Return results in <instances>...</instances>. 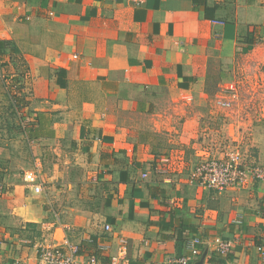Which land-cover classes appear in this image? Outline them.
Listing matches in <instances>:
<instances>
[{
    "label": "crops",
    "instance_id": "obj_1",
    "mask_svg": "<svg viewBox=\"0 0 264 264\" xmlns=\"http://www.w3.org/2000/svg\"><path fill=\"white\" fill-rule=\"evenodd\" d=\"M0 39L17 48L34 109L58 113L56 149L76 143L103 201L58 210L45 179L38 194L11 185L0 195V264H39L44 242L79 244L85 264L93 253L97 264H168L194 237L208 249L204 264H264V184L188 181L198 139L214 130L205 110L221 108L214 65L234 72L226 87L239 69L264 73V0H0ZM17 219L36 233H18ZM222 236L235 241L223 257L213 245Z\"/></svg>",
    "mask_w": 264,
    "mask_h": 264
},
{
    "label": "rangeland",
    "instance_id": "obj_2",
    "mask_svg": "<svg viewBox=\"0 0 264 264\" xmlns=\"http://www.w3.org/2000/svg\"><path fill=\"white\" fill-rule=\"evenodd\" d=\"M239 57L240 64L247 61L246 56ZM1 59L3 60L2 57ZM214 68L209 73V82L214 83L210 88L215 90L214 94L221 97L219 99L232 100V106L213 108V113H210L209 109L205 110L209 125L214 130L208 138L207 135L202 136L206 138V142L205 139H198L201 143L197 145L202 144V151L190 159L192 166L204 158L222 157L221 154L226 155L232 151H239L248 163L264 166V73L254 76L258 71L247 72L239 69L236 71V80H231L235 88L231 90L230 85L226 87L224 84L230 83V77L234 76V72L222 63L215 64ZM15 90L10 79L0 77V181L2 184L0 195L4 194L11 185L25 182V171L38 166L40 179L47 181L45 187H47L46 194L49 195L48 200H51L48 202L50 206L58 210L68 206L83 210V208H93L99 203L100 208L103 205L101 196L99 197L101 187L97 185L93 188L85 165L86 155H82L79 147L73 149L71 145H65V148L59 151L56 149V138L41 145L33 141L28 143L23 133H19L17 123L20 122L23 126L26 122V119L22 121L19 116L26 115L27 108L19 109L16 118L12 116L9 103L13 101L11 93L15 94ZM235 92L236 96L233 95ZM8 121L13 122L8 123ZM52 183L58 194L53 188L48 187ZM91 193L99 197L97 201L100 202L86 197ZM61 213L64 219L70 216L66 211ZM14 222L16 224L14 227L20 228L18 233L23 235L36 233L37 223L36 228L31 230L25 226L27 222L21 223L18 219Z\"/></svg>",
    "mask_w": 264,
    "mask_h": 264
},
{
    "label": "built area",
    "instance_id": "obj_3",
    "mask_svg": "<svg viewBox=\"0 0 264 264\" xmlns=\"http://www.w3.org/2000/svg\"><path fill=\"white\" fill-rule=\"evenodd\" d=\"M222 23L221 21H215ZM76 57V55H75ZM2 60L0 58V69ZM231 90L235 89L234 85L229 87ZM236 96V92L233 94ZM217 105L221 108H229L232 106V100L218 99ZM157 170L161 166L155 167ZM143 177L147 173L142 174ZM40 172L38 166L34 169L25 171L24 181L32 191L36 194L42 192L43 181L40 179ZM188 181L190 184L204 188L224 191L227 189H241L261 182L264 184V166L248 163L242 157L239 151H232L223 155L222 157H208L199 161L190 171ZM2 184L0 183V189ZM106 231H111L109 224L104 226ZM201 237H194L188 244V253L182 256H172L168 258V264H191L201 254L200 246L203 245ZM235 241L233 239L216 237L213 240L214 251L218 256L229 255L234 247ZM119 257L122 261H126V239L121 238L119 243ZM98 251L107 249L106 245H97ZM264 255V247H259ZM82 249L77 243H49L39 245V264H85L79 259ZM87 264H97L98 258L95 253L90 254L86 261Z\"/></svg>",
    "mask_w": 264,
    "mask_h": 264
},
{
    "label": "trees",
    "instance_id": "obj_4",
    "mask_svg": "<svg viewBox=\"0 0 264 264\" xmlns=\"http://www.w3.org/2000/svg\"><path fill=\"white\" fill-rule=\"evenodd\" d=\"M5 54L9 55V60L4 59ZM0 55V58H3V60L1 59L2 64L0 69V77L10 79V82L13 83L16 88L15 94L11 93V98L13 101L9 103L12 116H15L16 118V114H18L19 109L27 108L26 115L19 116L22 121L26 119V122L23 126L20 124V122L17 123L20 129L19 133H23L28 143L33 141L42 145L43 143L52 142L56 138L54 124L60 120L58 113L54 111H42L34 109L31 101L28 99L29 92L26 84L24 83L25 68L21 67L23 63H19L21 61H19L16 57L18 55V51L13 41L0 39ZM10 66H13V70H10ZM12 122L13 121H8V123ZM72 148H76L75 142L72 143ZM158 152L159 151H155V153ZM96 190H98V188ZM25 226L29 227L31 230H34L37 224L34 222H27L25 223ZM222 237L229 239V237Z\"/></svg>",
    "mask_w": 264,
    "mask_h": 264
},
{
    "label": "water",
    "instance_id": "obj_5",
    "mask_svg": "<svg viewBox=\"0 0 264 264\" xmlns=\"http://www.w3.org/2000/svg\"><path fill=\"white\" fill-rule=\"evenodd\" d=\"M207 251H208L207 247L204 248L201 255L197 259H195L192 264H204V260H205V257L207 255Z\"/></svg>",
    "mask_w": 264,
    "mask_h": 264
}]
</instances>
